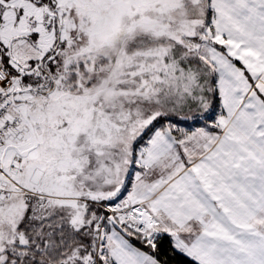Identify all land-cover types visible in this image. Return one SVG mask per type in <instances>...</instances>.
Listing matches in <instances>:
<instances>
[{
	"label": "snow or ice",
	"instance_id": "6c2138e0",
	"mask_svg": "<svg viewBox=\"0 0 264 264\" xmlns=\"http://www.w3.org/2000/svg\"><path fill=\"white\" fill-rule=\"evenodd\" d=\"M0 264H264V0H0Z\"/></svg>",
	"mask_w": 264,
	"mask_h": 264
}]
</instances>
